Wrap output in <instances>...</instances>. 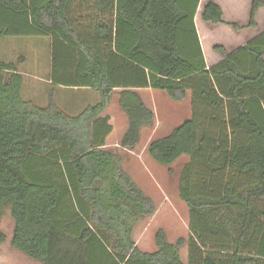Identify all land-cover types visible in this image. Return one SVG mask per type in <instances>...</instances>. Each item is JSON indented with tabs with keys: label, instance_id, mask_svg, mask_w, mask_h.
<instances>
[{
	"label": "trees",
	"instance_id": "16d2710c",
	"mask_svg": "<svg viewBox=\"0 0 264 264\" xmlns=\"http://www.w3.org/2000/svg\"><path fill=\"white\" fill-rule=\"evenodd\" d=\"M201 2L0 0V42L49 39L51 85L100 96L70 115L53 88L40 107L23 98L24 57L0 58V216L9 210L13 249L41 264H185L184 247L187 264H264V31L230 52L215 46L222 60L209 66L201 20L245 27ZM261 10L264 0H252L249 29H259ZM116 89L129 120L121 147L130 150L155 121L137 90L178 103L191 96V118L148 147L169 175L189 158L179 187L189 238L171 244L160 229L155 253L133 239L155 202L106 150L113 126L102 115Z\"/></svg>",
	"mask_w": 264,
	"mask_h": 264
},
{
	"label": "rangeland",
	"instance_id": "374dc122",
	"mask_svg": "<svg viewBox=\"0 0 264 264\" xmlns=\"http://www.w3.org/2000/svg\"><path fill=\"white\" fill-rule=\"evenodd\" d=\"M216 1L226 3V0ZM257 21L259 29L253 31L248 28L249 16L240 18L238 19V23L240 27L245 28L241 32H235L230 26L218 27L201 20V28L205 29L206 32L209 31V28L213 30L208 34V37L210 35L209 41L211 42L210 50L207 49L208 61L212 62L211 60L213 59L211 57L219 55L213 51L215 46H224L230 52L244 46L261 34L264 31V11L258 14ZM10 43L9 49L4 46L1 48L3 60L14 62L21 57L25 58L27 63L24 66V72H32L39 75L40 78L37 82L40 85L39 87L34 85L32 77L27 80L26 95L33 96L41 103L49 96L52 88L48 82L51 75L50 40L46 38H14V40H10ZM58 90V92H55V98L58 96L60 101L62 99L65 105L73 108H75V103L82 105L84 102L90 100L94 93V91L86 89ZM142 93L147 105L153 106L155 117L158 121V128L150 137L166 135L173 127L182 122V114L184 115L188 110L189 98L184 102L178 103L172 101L165 93L150 92V95ZM149 97L153 104H151ZM114 101L115 103L108 113L115 119L116 128L121 130L123 127L120 118L122 112L117 106V94H114ZM70 112L75 114V109L70 110ZM120 133L121 131L115 130L114 135L119 136ZM150 133V130H145L141 145L139 144L140 146H137L135 149H123L118 141L112 142V139L106 150L121 157L124 170L130 173L135 181H137V185L155 202L157 207L155 215L139 223L133 234V239L141 251L154 252L156 250L155 234L160 229L166 232L168 242L171 244H175L180 238H185L186 240L189 238V209L179 196L180 175L184 166L189 162V158L184 157L180 159L172 167L174 174L169 175L168 168L158 165L148 154L146 144L149 141ZM0 222L5 234L10 237L14 231V227L7 208L4 209L3 214L0 216ZM11 251L13 250L10 243L1 246L0 264H28L23 260L24 258L18 257L15 253H11ZM180 255L182 261L187 263L188 248L184 247L180 249Z\"/></svg>",
	"mask_w": 264,
	"mask_h": 264
},
{
	"label": "crops",
	"instance_id": "0c3cea01",
	"mask_svg": "<svg viewBox=\"0 0 264 264\" xmlns=\"http://www.w3.org/2000/svg\"><path fill=\"white\" fill-rule=\"evenodd\" d=\"M203 2H201L203 5H205L208 1H214V2H216L217 4H219L221 7H222V9L224 10V14H225V16H229L230 17V19H232V21H236V20H238V19H240V18H244V17H247V16H249V14H250V10H251V3H252V0H226L225 2L226 3H223V2H221V1H216V0H202ZM262 11H264V10H261L260 12H262ZM259 12V13H260ZM220 27V26H219ZM225 27V26H224ZM209 31L208 32H206L205 31V33L203 34V32H202V34L200 35L201 37H200V39H201V43H202V47H203V51H204V53H205V56H206V59H207V63H208V65L209 66H212V65H214V64H216V63H218L220 60H222V58L218 55V56H213V57H211V59H213V60H211L212 62H209L208 61V58H207V49L208 50H210V44H211V42L209 41V39H210V35H209V37H208V34L210 33V32H212L213 30H211L210 28L208 29ZM14 40V38H4L3 40H1V42H0V58L3 60V57H2V53H1V48L4 46L5 48H7V49H9V47H10V45H11V43H10V40ZM16 39V38H15ZM40 39V38H39ZM47 39V38H46ZM204 41H205V44H204ZM206 45V46H205ZM209 53H210V51H209ZM214 54V53H213ZM50 60H51V57H50ZM4 61V60H3ZM28 61V60H27ZM4 62H6V61H4ZM15 62V61H14ZM6 63H11V61L10 62H6ZM26 60H25V58H24V60H22L21 61V63L19 64V66H18V69H19V72L24 76V86H23V98L25 99V100H27V101H33L34 103H36L38 106H40V107H45V106H47V103H48V96H47V98L46 99H44L41 103H39L33 96H27L26 95V87H27V80H29V78L31 79V77L34 79V85L35 86H40L37 82L39 81V75H37V74H34V73H32V72H29V73H26V72H24V66L26 65ZM25 70H27L26 68H25ZM30 82V81H29ZM49 82V84L51 85V81L49 80L48 81ZM52 86V85H51ZM53 88H55V87H53L52 86V88H51V90L53 89ZM58 89H63V90H65V89H68V88H60V87H56L55 88V91L56 92H58L59 90ZM75 89V88H74ZM50 90V91H51ZM75 90H77V89H75ZM86 90H89V89H86ZM90 91H92L93 92V90H90ZM121 91L122 90H120V89H116L115 90V92L113 93V96H112V102H111V105L109 106V108L105 111V113L102 115V117H106V116H109L110 118H111V121H110V124L113 126V132H112V134L108 137V139H107V146L109 145V143H110V141L113 139V141L112 142H115V141H118V143H120L121 144V141H122V139H123V137H124V135L126 134V132L128 131V128H129V120H128V117L126 116V114L121 110V108H120V105H119V101H120V93H121ZM117 92V93H116ZM137 92L138 93H140V95H141V97H142V99H143V101H144V103L146 104V106L147 107H149L153 112H154V110H153V106H149V105H147V103L145 102V99H144V96H143V93L142 92H144V93H147V94H149L150 92H158V91H154V90H151V89H145V90H137ZM114 94H117V106H118V108L121 110V112H122V114H121V116H120V118H121V120H122V123H123V127H122V129L120 130V129H117L116 128V123H115V119L110 115V113H108L109 112V109L112 107V105L115 103V101H114ZM48 95V94H47ZM150 95V94H149ZM150 98V97H149ZM61 99V98H60ZM150 101H151V104H153L152 103V100H151V98H150ZM56 102H57V105L60 107V108H62L66 113H68V114H70V115H77V114H79L82 110H84L87 106H90V105H96V104H98L99 102H100V96H99V94L97 93V92H95L94 91V93H93V97L90 99V100H88V101H86V102H84V104H82V105H80L79 103L78 104H76L75 103V108H73V107H69V106H67V105H65L64 103H63V100L61 99V101L59 100V98H58V96L56 97ZM188 110H187V113H184V115L182 114V118H183V120H182V122L179 124V125H177V126H175V127H173L166 135H163V136H161V137H157V136H154V137H150L151 136V134L152 133H154V132H156V130H157V128H158V121L156 120V117H155V121H154V125L151 127V128H146V129H148V130H150L151 131V133H150V135H149V141L147 142V144H146V149H148V147H149V145L152 143V141H154V140H156V139H160V138H163V137H166L167 135H169L175 128H177L178 126H180L185 120H188V119H190L191 118V116H192V110H191V96L189 95V99H188ZM69 107V109H67ZM72 109H75V114H72L71 112H70V110H72ZM180 116V115H179ZM157 126V127H156ZM146 129H144L143 131H142V140H141V143H142V141H143V137H144V133H145V130ZM115 130H119V131H121V133H120V135L119 136H116V135H114V133H115ZM115 136V137H114ZM141 143H140V145H141ZM139 145V146H140ZM107 146H106V148H107ZM130 174V173H129ZM132 177V176H131ZM133 178V177H132ZM134 179V178H133ZM134 181H135V179H134ZM136 183H137V181H135ZM139 186V185H138ZM140 187V186H139ZM141 188V187H140ZM143 190V189H142ZM144 191V190H143ZM145 193V192H144ZM146 194V193H145ZM147 195V194H146ZM148 196V195H147ZM150 197V196H149ZM151 198V197H150ZM147 219H149V218H147ZM146 220V219H145ZM144 221V220H143ZM142 221V222H143ZM141 222V223H142ZM13 224V227H14V223H12ZM2 227V223L0 222V231H2L3 233H5L4 231H3V229L1 228ZM14 229V228H13ZM11 236H13V232H12V235ZM8 237L7 236V242L5 243V244H3V245H0V250H1V246H4V245H6L7 243H10V245H11V239H12V237ZM12 248V247H11ZM12 250L13 251H11V253H15L18 257H21L26 263H28V264H41V263H39V262H36V261H33V260H31V259H29V258H27L26 256H24L23 254H21V253H19L18 251H16L15 249H13L12 248ZM157 247H156V250L154 251V252H147V251H142V252H145V253H155V252H157ZM181 256V255H180ZM182 259V258H181ZM185 264H187V263H185Z\"/></svg>",
	"mask_w": 264,
	"mask_h": 264
}]
</instances>
